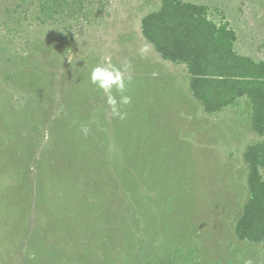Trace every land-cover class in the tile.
I'll return each mask as SVG.
<instances>
[{"label": "rangeland", "instance_id": "1", "mask_svg": "<svg viewBox=\"0 0 264 264\" xmlns=\"http://www.w3.org/2000/svg\"><path fill=\"white\" fill-rule=\"evenodd\" d=\"M189 1L264 59V0ZM157 6L94 0L71 39L46 54L37 42L23 77L0 72V264H264V245L234 233L249 198L244 152L264 137L246 97L205 113L185 66L143 38ZM98 64L127 65L123 119L91 83Z\"/></svg>", "mask_w": 264, "mask_h": 264}, {"label": "trees", "instance_id": "2", "mask_svg": "<svg viewBox=\"0 0 264 264\" xmlns=\"http://www.w3.org/2000/svg\"><path fill=\"white\" fill-rule=\"evenodd\" d=\"M93 2L0 0V72L16 69L20 74L10 77H23L21 64L28 61L29 67L35 61L33 56L41 54L37 42L44 39L50 43L44 47V54L56 50L59 42L71 39L77 21L91 14ZM157 5L141 18L143 38L163 60L185 66L192 95L205 113L218 114L246 97L252 129L264 137V59L239 52L236 28L228 19L218 22L212 18L207 4L157 0ZM64 54L60 56L62 61ZM244 160L249 198L234 233L240 241L264 245V139L248 145ZM182 261L172 264H197L194 260Z\"/></svg>", "mask_w": 264, "mask_h": 264}, {"label": "clouds", "instance_id": "3", "mask_svg": "<svg viewBox=\"0 0 264 264\" xmlns=\"http://www.w3.org/2000/svg\"><path fill=\"white\" fill-rule=\"evenodd\" d=\"M127 71V65L123 68H117L111 64H98L90 72L91 83L103 90L107 96V104L111 107L112 114L121 119L125 118L126 114L120 111L119 105H127L131 102V97L124 95L126 91L125 73ZM127 79L130 80V77ZM113 89L121 94L119 100L112 94ZM82 130L86 135L88 129L85 127Z\"/></svg>", "mask_w": 264, "mask_h": 264}]
</instances>
